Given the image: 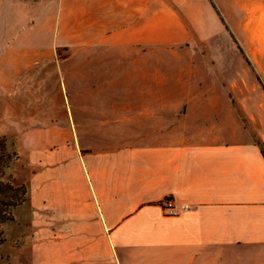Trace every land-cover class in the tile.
I'll use <instances>...</instances> for the list:
<instances>
[{"label": "crops", "instance_id": "0c3cea01", "mask_svg": "<svg viewBox=\"0 0 264 264\" xmlns=\"http://www.w3.org/2000/svg\"><path fill=\"white\" fill-rule=\"evenodd\" d=\"M38 1L49 2L45 16L64 15L70 1L92 2L95 48L121 52L109 63L141 67L147 58L131 57L132 47L138 53L149 43L163 48L190 38L175 10L149 13L147 0ZM10 10L0 9V17H13ZM13 34L0 32V68L7 70L0 87H11L14 49L27 45L10 40ZM149 61L153 73L95 75L91 144L67 116L20 122L29 128L21 148L31 216L28 260L17 264H264L261 145L208 125L210 114L231 112L200 83L202 74L162 72L163 58ZM204 97L210 104H197ZM167 196L176 213L165 211Z\"/></svg>", "mask_w": 264, "mask_h": 264}, {"label": "rangeland", "instance_id": "374dc122", "mask_svg": "<svg viewBox=\"0 0 264 264\" xmlns=\"http://www.w3.org/2000/svg\"><path fill=\"white\" fill-rule=\"evenodd\" d=\"M147 2L149 13L161 8L175 10L189 29L190 38L163 48L149 43L138 53L132 47L128 50L131 57L147 58L141 67H134L118 61L109 63L112 53L120 57V50L95 48L92 2L70 1L64 15L59 16L57 10L55 15L45 16L49 2L0 1V9L15 12L13 17H0V32L12 31L10 40L27 44L14 49L17 54L10 65L11 87H0V264L28 260L31 208L23 152L26 145L22 149L21 143L29 128L20 122L27 123L31 118L37 125L49 116L52 121L67 116L77 121V132L91 144L95 132V86L100 82L95 81L96 74L153 73L157 66L149 59L154 57L167 63L158 66L162 72L200 73L204 78L200 83L213 89V99L222 108L230 106L232 113L215 114V118L210 114L208 125L216 124L217 135L250 137L264 150V0ZM173 59L177 62L172 64ZM6 71L0 68V79L6 77ZM198 99L197 104L202 100L210 104L211 100ZM23 106L32 111L20 112ZM9 107L14 111L7 112Z\"/></svg>", "mask_w": 264, "mask_h": 264}, {"label": "built area", "instance_id": "2783aa9c", "mask_svg": "<svg viewBox=\"0 0 264 264\" xmlns=\"http://www.w3.org/2000/svg\"><path fill=\"white\" fill-rule=\"evenodd\" d=\"M162 204L167 213H176L177 210L174 206V200L172 196H167L162 200Z\"/></svg>", "mask_w": 264, "mask_h": 264}, {"label": "trees", "instance_id": "16d2710c", "mask_svg": "<svg viewBox=\"0 0 264 264\" xmlns=\"http://www.w3.org/2000/svg\"><path fill=\"white\" fill-rule=\"evenodd\" d=\"M221 18H222V20L225 22V19H224V17L221 15ZM225 24H226V26L229 28V25H228V23L227 22H225ZM232 32V31H231ZM232 34H233V32H232ZM233 36H234V39L237 41V38H236V36L233 34ZM241 47V46H240ZM243 49V48H242ZM246 58H247V60L249 61V59H248V57L246 56ZM260 144V143H259ZM261 145V144H260ZM262 148V147H261ZM262 150H263V148H262ZM263 153H264V150H263Z\"/></svg>", "mask_w": 264, "mask_h": 264}]
</instances>
